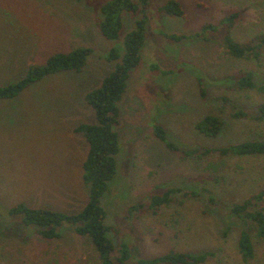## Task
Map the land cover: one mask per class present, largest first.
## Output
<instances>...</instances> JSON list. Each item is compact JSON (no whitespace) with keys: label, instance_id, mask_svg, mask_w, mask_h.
Here are the masks:
<instances>
[{"label":"rangeland","instance_id":"obj_1","mask_svg":"<svg viewBox=\"0 0 264 264\" xmlns=\"http://www.w3.org/2000/svg\"><path fill=\"white\" fill-rule=\"evenodd\" d=\"M108 1L0 0V86L57 52L91 50L81 69L49 74L15 97L0 99V264H99L89 237L71 225L60 224L59 236L47 239L8 210L22 202L72 214L88 201L82 177L88 145L75 128L95 122L84 96L113 71L119 58L108 60L109 52L116 48L121 57L136 17L145 18L146 38L117 102V174L100 198L107 236L116 249L128 248L126 264L171 249L213 251L202 264H264L261 239L253 240L254 257L242 260L237 237L243 223L228 212L264 188V155L197 156L205 148L264 138L257 110L264 103V49L258 58H236L223 41L226 16L235 9V40L246 43L264 33V0H179L184 16L160 11L167 0H149L136 17L121 13L113 39L98 27ZM243 70L252 73L255 88L235 86ZM207 114L223 123L214 136L195 128ZM158 125L163 139L155 135ZM220 161L224 168L212 170ZM169 188L171 201L149 209V197Z\"/></svg>","mask_w":264,"mask_h":264},{"label":"trees","instance_id":"obj_2","mask_svg":"<svg viewBox=\"0 0 264 264\" xmlns=\"http://www.w3.org/2000/svg\"><path fill=\"white\" fill-rule=\"evenodd\" d=\"M149 0H109L101 7V19L98 27L108 39L117 38L121 30L120 15L127 12L136 17L148 6ZM160 11L174 16H184V9L179 0H167L159 8ZM240 15L238 9L231 10L226 16L227 33L224 36L225 49L230 56L236 58H258L264 49V33L256 35L249 42L243 43L235 40L231 35V28ZM230 30V31H229ZM146 38L145 18H135L133 28L124 36L122 42V55L116 48H111L108 60L115 62L112 72L106 75L101 84L88 91L84 99L95 111V122L81 123L75 128L85 136L88 149L82 163V177L88 186V201L76 213H65L49 208H32L25 203H16L8 210L10 215H21L26 225L36 226L38 234L47 239L59 236L56 227L67 223L81 236L89 237L94 245L100 262L99 264H126L129 258L128 248L114 247L112 240L107 236L108 226L104 223L106 212L100 204V198L109 189V183L117 174L116 155L119 151L118 132L115 126L119 122V108L117 102L121 99L126 88V82L131 70L140 61V50ZM172 38L179 39L172 35ZM87 47L76 48L68 52H57L47 58L43 64H33L28 68L24 77L8 85L0 86V99L12 98L18 95L27 86L44 78L45 76L62 70L81 69L90 54ZM235 86L239 89L255 88L252 73L243 70L239 73ZM203 95L204 92L201 91ZM259 119H264V103L257 107ZM235 113V116L241 115ZM222 121L215 115L207 114L195 123V128L204 135H216L222 127ZM155 135L163 139L165 131L161 126L155 127ZM170 149L175 146L168 143ZM194 154L191 150L186 155ZM216 154L219 158L231 154L235 156H261L264 155V138L236 142L230 146L219 148H205L197 154L204 156ZM212 170L224 168L223 161L211 164ZM173 188L160 194L149 197L148 208L157 209L171 201ZM213 199H210V202ZM141 206V204H139ZM133 208H136L133 205ZM242 220L243 227L237 237V249L243 261L254 257V239L264 241V188L256 191L241 202L233 203L228 210ZM214 256L213 251L200 253L169 250L168 252L152 258L140 260V264H202Z\"/></svg>","mask_w":264,"mask_h":264}]
</instances>
